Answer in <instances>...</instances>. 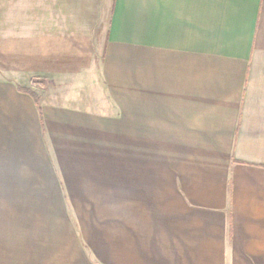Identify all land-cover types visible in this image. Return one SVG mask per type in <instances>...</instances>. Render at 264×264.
<instances>
[{"label":"crops","instance_id":"1","mask_svg":"<svg viewBox=\"0 0 264 264\" xmlns=\"http://www.w3.org/2000/svg\"><path fill=\"white\" fill-rule=\"evenodd\" d=\"M25 3L0 20V168L34 173L0 206V264H40L44 234L91 264L45 223L46 201L95 199L59 178L114 185L101 264H264V0Z\"/></svg>","mask_w":264,"mask_h":264},{"label":"rangeland","instance_id":"2","mask_svg":"<svg viewBox=\"0 0 264 264\" xmlns=\"http://www.w3.org/2000/svg\"><path fill=\"white\" fill-rule=\"evenodd\" d=\"M25 1L26 0H0V20H5V19L21 20V18H23V20H26L25 17L27 10L25 9V5H26ZM31 90H35V88L34 87L33 89L31 88ZM14 156L15 157L11 159L9 162L12 165L11 168L9 169L6 168L4 170L0 168V206H2V204L4 203H8V202H4V199L7 198L6 195H8L9 192H21V191L24 192L26 191L27 188L29 189L32 186L31 184H29V186L27 187L22 185L20 183L21 182L20 178L18 177L16 178V176H24V175L33 176L34 170L30 166L25 168V164H23L19 159L15 160V158L19 156L18 153L15 154ZM112 158H113V153L109 152L108 160L112 161ZM85 164H87V162H85ZM55 170L56 173L59 174L60 171H58L57 168H55ZM109 182H113V181H109ZM59 185L61 191L64 192L65 194H67L68 192L70 193L73 192L74 187L83 188L84 186L88 189V192H92V194L95 196V199L90 198L88 200L87 199L69 200L67 198H64V200H60V201H46L44 202V204H52L51 209L54 210V212L52 213L53 215L50 218H46L45 223L46 221H51V223L57 222L58 225L65 226V229H67L66 226H76L75 230L77 232V239H75V241L77 242V244L75 246V251L78 253L83 250L88 254L89 256L88 260L91 264H101L99 259L95 256L96 251H98L97 249L98 242L96 241V239H94L96 233L95 229H98L97 226H99L102 223V220L105 219L107 215H108L107 217L112 218L111 215L114 216L115 214L116 201L106 200V198L109 197L110 195L104 194V192H111L114 185L107 184L105 186L103 185L102 187L100 184H95L93 182L92 183L86 182L85 185H79V186L74 184L65 185L62 179L60 178H59ZM65 196L67 197V195ZM37 203L41 206L43 204V202H39V201ZM8 207H10L9 209L11 210V214L13 216L12 218L19 223V217H17V215H23L24 216L23 218L27 221L25 214L31 209H34L35 204L34 201H30V200L29 201L12 200ZM31 221L32 219L30 218L28 223H31ZM78 230H82V232L80 233V237L81 236H83V238L85 237L87 242H89V244L86 245L83 243L82 239L78 236ZM62 235H68L70 236V238H72L71 234H69L67 231H62ZM71 241L72 239H68L64 237H62V240L60 239L52 240L50 239V235L44 234L43 241H40V245L44 248L43 255H41L40 258L42 260V261L40 260V264H68L67 263L68 259L66 258L65 255L63 257L61 253L67 252V248L68 246H70ZM52 245H54L57 248L56 252L49 250V248H51ZM35 247L37 246H34V248ZM80 248L81 251L79 250ZM77 253L75 254L76 259H78L79 256V254ZM76 264H80V263H76Z\"/></svg>","mask_w":264,"mask_h":264},{"label":"trees","instance_id":"3","mask_svg":"<svg viewBox=\"0 0 264 264\" xmlns=\"http://www.w3.org/2000/svg\"><path fill=\"white\" fill-rule=\"evenodd\" d=\"M36 99V98H35Z\"/></svg>","mask_w":264,"mask_h":264}]
</instances>
